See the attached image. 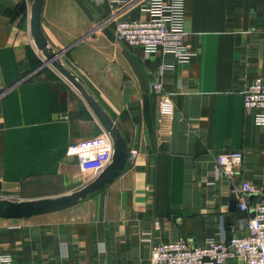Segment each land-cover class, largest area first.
<instances>
[{
    "label": "crops",
    "instance_id": "0c3cea01",
    "mask_svg": "<svg viewBox=\"0 0 264 264\" xmlns=\"http://www.w3.org/2000/svg\"><path fill=\"white\" fill-rule=\"evenodd\" d=\"M124 1L128 20L156 17L169 2ZM32 2L0 0V195L11 200L78 190L113 156L112 139L78 90L53 67L37 73ZM110 15L107 0H46L43 32L139 155L74 207L0 218L1 249L15 264H150L157 243L215 241L222 218L242 235L251 214L238 208L242 181L258 191L250 205L264 196V126L243 98L264 78V0H185L186 62L116 42ZM163 93L176 113L160 122ZM228 151L244 154L232 180L216 163Z\"/></svg>",
    "mask_w": 264,
    "mask_h": 264
},
{
    "label": "built area",
    "instance_id": "2783aa9c",
    "mask_svg": "<svg viewBox=\"0 0 264 264\" xmlns=\"http://www.w3.org/2000/svg\"><path fill=\"white\" fill-rule=\"evenodd\" d=\"M111 15L107 23H113L115 40L131 48L159 49L172 54L178 61L186 62L191 52L186 41L185 0H169L162 5L156 17L144 20L122 18L124 0H107ZM157 82L154 88L162 90ZM244 110L251 114L257 124L264 126V78L257 77L244 91ZM160 122L174 119L176 108L172 97L163 93L159 100ZM139 155L137 148H130L128 162H135ZM244 154L240 151L221 152L216 157L217 166L229 180L239 174ZM204 182L210 184L208 180ZM241 212L248 215L242 235L238 227H229L221 219L219 238L202 247H191L185 239L157 243L152 247L150 264H226L242 261L246 264H264V196L250 205V198L258 191L250 181H242L238 187ZM1 239V236H0ZM0 264H15L11 254L5 253L0 245Z\"/></svg>",
    "mask_w": 264,
    "mask_h": 264
},
{
    "label": "water",
    "instance_id": "95a60500",
    "mask_svg": "<svg viewBox=\"0 0 264 264\" xmlns=\"http://www.w3.org/2000/svg\"><path fill=\"white\" fill-rule=\"evenodd\" d=\"M45 5L46 0H33L31 6L30 33L35 47L42 53L45 59L44 65H52L54 69L66 78L86 100L94 115L112 139L113 156L111 162L107 164L95 178L82 188L73 192L52 197L19 201L0 198V218L4 219H28L60 212L74 207L87 198L107 188L120 176L128 162V137L114 124L100 103L85 86L84 82L61 62L60 56L64 52H56L50 46L42 27ZM236 207L237 204L235 203L232 206V212L236 211ZM241 215L247 217V213L245 212H241ZM253 215L254 212H251V216Z\"/></svg>",
    "mask_w": 264,
    "mask_h": 264
},
{
    "label": "rangeland",
    "instance_id": "374dc122",
    "mask_svg": "<svg viewBox=\"0 0 264 264\" xmlns=\"http://www.w3.org/2000/svg\"><path fill=\"white\" fill-rule=\"evenodd\" d=\"M33 46L35 47V45H34V43H33ZM36 48V47H35ZM36 51H37V53H38V55H39V57H40V59H39V63H38V66H37V68L36 69H38L37 71V73H42V72H48V67H50V68H52L53 66L52 65H44V57H43V55H42V53L40 52V51H38L37 49H36ZM54 68V67H53ZM1 96V95H0ZM158 108H159V105H158ZM158 112H159V109H158ZM83 187V186H82ZM80 189V188H79ZM43 192H45V193H48V188H45V189H43V190H40L39 192H37V194H41V193H43ZM0 198L1 199H3V196H2V194L0 195ZM33 199H35L36 197H32ZM13 199H17V201H19V200H26L27 198H25V197H16V198H13Z\"/></svg>",
    "mask_w": 264,
    "mask_h": 264
}]
</instances>
